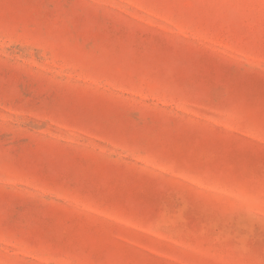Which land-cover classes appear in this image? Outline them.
I'll return each instance as SVG.
<instances>
[{
	"label": "rangeland",
	"instance_id": "1",
	"mask_svg": "<svg viewBox=\"0 0 264 264\" xmlns=\"http://www.w3.org/2000/svg\"><path fill=\"white\" fill-rule=\"evenodd\" d=\"M0 264H264V0H0Z\"/></svg>",
	"mask_w": 264,
	"mask_h": 264
}]
</instances>
